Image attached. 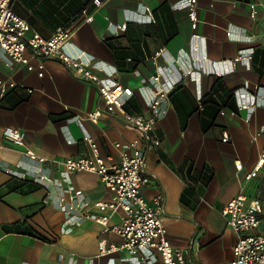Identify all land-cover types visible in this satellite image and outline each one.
Masks as SVG:
<instances>
[{
	"label": "crops",
	"instance_id": "crops-1",
	"mask_svg": "<svg viewBox=\"0 0 264 264\" xmlns=\"http://www.w3.org/2000/svg\"><path fill=\"white\" fill-rule=\"evenodd\" d=\"M180 1L14 0L13 9L27 20L28 37L68 27L65 50L89 56L101 77L131 87L132 112L148 114L154 96L149 78L157 66L168 69L164 80L177 84L155 128L161 144L146 153L143 174L150 182L142 192L149 200L163 195L168 238L185 250L188 264H229L237 236L223 207L238 194L264 201V163L245 178L264 141V0H198L196 28ZM27 55L37 66L40 59ZM1 57L0 78L22 86L0 95V264H143L120 248L119 234L84 217L115 188L96 173L66 172L53 161L86 154L90 136L118 162L114 142L137 138L136 128L106 113L86 118L105 107L100 92L61 61L43 59L40 76L22 65L11 71V59ZM246 81L248 91L242 90ZM251 101L253 110L239 109ZM8 126L25 131L26 147L47 161L40 164L7 143L2 131ZM157 258L145 264H161Z\"/></svg>",
	"mask_w": 264,
	"mask_h": 264
},
{
	"label": "built area",
	"instance_id": "built-area-1",
	"mask_svg": "<svg viewBox=\"0 0 264 264\" xmlns=\"http://www.w3.org/2000/svg\"><path fill=\"white\" fill-rule=\"evenodd\" d=\"M13 2L14 0H0V62L4 53L12 61L7 64L11 71L22 65L30 71L38 69L39 75L43 76V59L61 61L74 76L93 83L100 92L105 107L88 113L86 118L98 119L103 113L119 116L139 133L137 138L127 143L114 142L115 148L121 151L118 162H113L111 157H105L98 143L90 136L84 138L89 148L86 154L53 160L66 172L96 173L106 186L115 188L110 200H99L89 206L84 217L101 224L104 231L119 234L123 238L120 248L139 255L143 264L156 261L157 256L160 257L161 264H188L185 250L173 246L168 238L164 224L163 195L157 194L149 200L142 192V187L150 182L143 174L147 165L146 153L150 147L161 144L155 128L168 111L170 95L177 81L170 78L164 80L169 71L166 67L157 66L156 73L149 78V83L154 88V96L150 101L148 114L132 112L127 108L133 94L131 87L123 85L118 79L101 77L97 73V64L89 56L71 55L65 50L72 36L68 27L58 25L49 37L36 31L28 37L29 24L13 9ZM197 6L198 0H181L178 4L179 8L188 10L193 28H196ZM251 9L253 13H257L256 3L251 4ZM153 20L150 16L149 21ZM120 28L125 29L126 25ZM28 50L32 57L40 59L37 66L31 63ZM161 54L162 51H158L155 57ZM18 86L22 85L11 78H0V95ZM249 87L250 84L246 81L242 90L248 91ZM255 89L258 90V86ZM253 106V101L250 104L240 102L239 109L253 110ZM261 134L264 138V128ZM2 136L7 143L20 149L29 158L40 164L47 161V158L26 147L25 131L8 126L3 129ZM227 139L228 136L225 135L223 140ZM263 163L264 141L257 166L245 178L249 180L256 176ZM241 168L242 164L237 163V169ZM117 213H120L119 220L111 223ZM222 215L237 236L234 257L229 264H264V232L257 231L261 224L264 225V201L258 197L238 194L223 207Z\"/></svg>",
	"mask_w": 264,
	"mask_h": 264
}]
</instances>
